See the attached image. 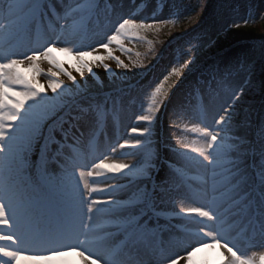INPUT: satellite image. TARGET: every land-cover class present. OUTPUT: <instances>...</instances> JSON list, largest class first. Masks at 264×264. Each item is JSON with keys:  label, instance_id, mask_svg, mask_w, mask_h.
<instances>
[{"label": "snow or ice", "instance_id": "obj_1", "mask_svg": "<svg viewBox=\"0 0 264 264\" xmlns=\"http://www.w3.org/2000/svg\"><path fill=\"white\" fill-rule=\"evenodd\" d=\"M111 7L110 0H61L58 8H53L50 0H0V242H5L0 244V257L6 258L0 264H20L22 260L54 264L68 255L78 257L77 264H180L181 260L214 264L207 257L197 259L210 250L219 257L215 264H264V122L258 143L230 134L237 93L222 106L223 114L212 117V124L204 122L207 109L202 103L195 113L178 112L179 118L196 121L190 130L203 137L202 146L191 147L178 139L180 148L188 149L176 150L184 165H170L173 175L159 191H138L122 201L104 198L101 194L114 195L116 186L108 183L107 188L99 187L96 177L106 172L123 173L131 183V179L146 176L154 166L147 150L150 140L117 145L134 150L127 155L140 156L138 162H109L108 155L115 153L117 146L108 144V151H101L100 137L106 141V122L109 115L116 120V112L110 114L103 106L91 103L78 105L75 114L65 111L64 98L73 89L50 79L53 95L48 96L43 85L27 77L26 71L40 73L41 59L62 70L54 52H75L82 68L92 73L84 61L112 58L111 44L122 47L123 39L130 35L156 28L155 23L121 17L111 22L100 42L108 56H93L97 49L88 46L92 51L85 50L82 45L93 31L92 24L107 17ZM256 19L250 15L242 23ZM233 26L239 28L241 23ZM33 32L44 43L22 50V38ZM187 63L173 68L170 75L180 76ZM117 64L127 67L119 59ZM103 66L111 71L107 64ZM64 74L76 85L71 73ZM230 75L225 71L209 86V97L228 89ZM55 76V72L50 73V77ZM58 89L62 91L58 93ZM162 89L163 83L151 92L146 111L136 116L138 121L151 126L161 103L158 98L166 95ZM85 126L87 131H81ZM131 132L139 137L150 135L149 127H133ZM191 167L199 169V174L190 176ZM153 196L162 203L171 200L178 204L179 211L173 208L172 212L184 214L195 226L186 227L183 236L168 242L169 246H183L184 254L178 257L166 254L157 230L141 219L145 208L153 207ZM193 200L200 203L192 206ZM155 214L169 213L161 208Z\"/></svg>", "mask_w": 264, "mask_h": 264}, {"label": "rangeland", "instance_id": "obj_2", "mask_svg": "<svg viewBox=\"0 0 264 264\" xmlns=\"http://www.w3.org/2000/svg\"><path fill=\"white\" fill-rule=\"evenodd\" d=\"M50 2L53 8H58L61 0H50ZM110 3L112 7L108 10L107 17L102 16L99 24L96 22L92 24L93 31L82 45L89 51H92V47L96 48V51H92L93 56H108V51L100 46V42L104 38V33L111 29V22L121 17H133L137 23L141 20L155 23L156 28L146 32L141 31L139 36L130 35L123 39L122 47L111 44L109 47L112 50V58L102 62L91 58L84 61L92 67V73L82 68V62L76 59L75 52L72 55L53 53V56H58L60 61L58 64L62 66V70L38 62L41 70L39 74L35 71H26L27 77L33 83L42 85L44 79H55L73 89L72 94L64 98L67 102L65 111L71 110L75 114L78 105L85 107L91 103L103 106L110 114L116 112L117 119L113 120L109 115L106 122L107 138L105 141V137H101V151L107 152L108 144L115 146L125 141L134 143L137 139L150 140L147 150L151 152V162L154 166L149 169L148 174L131 179V183L130 178L124 177L123 173L116 175L106 172L105 175L96 177L100 181L99 187L107 188L108 183L120 187L116 194L118 196L103 195L104 198L127 201L138 191L152 193L154 188L159 191V186L173 175L174 169L170 165L179 168L185 163L176 150L188 151V149L180 148L178 139H183L184 143L191 147H201L203 144V137L190 130L196 121L181 119L177 115L184 110L195 113L196 107L201 103L207 109L204 122L212 124V117L223 114L222 106L230 101L233 92L237 93L239 99L232 105L233 119L230 134L249 142L256 140L258 143L259 129L264 122V42L257 40L241 44L222 55L219 54L216 44L225 40L227 33L234 28V23H241L243 26L242 21L250 15L257 17L256 22L246 26L263 27L264 0H258L256 3L244 0L239 4L227 5L221 9L220 16L206 27L201 26L206 0H110ZM43 31L41 26L40 32ZM160 35L176 37V40L166 47L165 58L158 55L154 48L155 40L160 38ZM43 43L44 40L38 39L36 32H33L26 38L22 50L39 48ZM67 57L75 62V70L69 68ZM117 59L127 67L117 64ZM146 59H151L152 62L147 63ZM189 60L191 63H187ZM185 63L187 67L183 68L180 76L170 75L173 68H179ZM104 64H107L111 71L106 70ZM78 69L83 71V76ZM225 71L231 73L228 89L209 97V86L213 85ZM52 72L56 73L55 77H50ZM64 73H71L79 87L73 85ZM165 77H168L166 82ZM161 83H163L162 93L166 95L162 94L158 98L161 103L158 104V110L153 113L151 126H148L138 121L136 116L146 111L151 92ZM44 90L48 96L53 95L51 91ZM133 127L140 129L149 127L150 135L139 137L131 132ZM162 129L165 131V144L159 143L158 140ZM81 131L86 132L87 126ZM83 139L84 137L81 138ZM117 150L116 156L109 162L135 163L141 159L140 156L127 155L134 151L132 149H120L117 146ZM190 155L196 154L190 153ZM159 162L163 164L162 176L158 177L155 185H148L150 175ZM199 172L196 167L188 169L190 176L198 175ZM152 203L153 207H146L141 219L147 221L149 228L157 230L159 239L167 249V255L178 257L184 254L182 245L169 246L168 242L173 237L183 236L182 232L186 227L194 229L195 226L184 219V214L175 215L172 212L173 208L178 212L179 206L171 200L162 203L159 198L153 196ZM191 203L192 206H197L200 201L193 200ZM161 208L167 209L169 214L157 216L155 213ZM4 243L0 242V244ZM210 251L200 253L197 259L207 257L215 264L219 257L214 250ZM76 259L75 256L60 258L63 264H77L78 259ZM58 263L59 261L54 262V264ZM180 264H186V261L181 260Z\"/></svg>", "mask_w": 264, "mask_h": 264}, {"label": "trees", "instance_id": "obj_3", "mask_svg": "<svg viewBox=\"0 0 264 264\" xmlns=\"http://www.w3.org/2000/svg\"><path fill=\"white\" fill-rule=\"evenodd\" d=\"M239 1L240 0H209L203 10L202 22H206L208 18L214 16L217 12V8H219V6H221L222 4ZM173 39L174 37H166L164 35H160V38H157L155 40V49L157 50L158 54L164 53L167 45H169V43L172 42ZM255 40H261L264 42V26L241 27L240 29L232 30L228 33L224 41H218V43L216 44V48L220 52H224L228 47H232L238 43ZM145 61L147 63L152 62L151 59H146Z\"/></svg>", "mask_w": 264, "mask_h": 264}, {"label": "bare ground", "instance_id": "obj_4", "mask_svg": "<svg viewBox=\"0 0 264 264\" xmlns=\"http://www.w3.org/2000/svg\"><path fill=\"white\" fill-rule=\"evenodd\" d=\"M54 58L56 59V61H57V63H59L60 61H59V58H58V56L57 55H54ZM66 61L68 62V64H69V68L71 69V70H75V68H76V65H75V62L74 61H70V57H67L66 58ZM40 63H42V64H46L48 67H52V65L51 64H49L46 60H43V59H41V61H39ZM67 64V63H66ZM54 68H56L55 66H54ZM43 83H42V85L44 86L43 88L44 89H46V91H48V92H50L51 91V89L49 88V82H50V80H48V79H44L43 81H42ZM59 91H61L60 89H58V93H59ZM47 93V92H46ZM51 93H52V91H51ZM53 94V93H52ZM48 95V94H47ZM118 144H116L115 146H117ZM118 150H116V152H117ZM116 152L115 153H111V154H109V156H108V161H112V159L116 156ZM162 176V174L159 176V177H161ZM158 180V179H157ZM116 191L119 189V186H116ZM112 190L111 189H109V192H111ZM117 194V192H115V194L113 195V196H118V195H116ZM113 196H110V197H113ZM211 252V251H210ZM209 252V253H210ZM76 257V256H75ZM77 259H78V257H77ZM76 259V260H77ZM59 261V263L58 264H63L62 262H61V260H58ZM24 263L23 264H27V262L26 261H23Z\"/></svg>", "mask_w": 264, "mask_h": 264}]
</instances>
